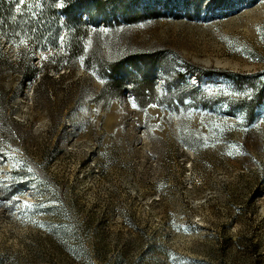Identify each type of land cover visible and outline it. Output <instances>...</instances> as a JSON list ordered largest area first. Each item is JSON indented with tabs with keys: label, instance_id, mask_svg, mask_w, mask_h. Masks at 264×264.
I'll use <instances>...</instances> for the list:
<instances>
[{
	"label": "rangeland",
	"instance_id": "rangeland-1",
	"mask_svg": "<svg viewBox=\"0 0 264 264\" xmlns=\"http://www.w3.org/2000/svg\"><path fill=\"white\" fill-rule=\"evenodd\" d=\"M57 5L0 29V264H264V0Z\"/></svg>",
	"mask_w": 264,
	"mask_h": 264
},
{
	"label": "trees",
	"instance_id": "trees-1",
	"mask_svg": "<svg viewBox=\"0 0 264 264\" xmlns=\"http://www.w3.org/2000/svg\"><path fill=\"white\" fill-rule=\"evenodd\" d=\"M17 3H18V0H12L10 3H8L7 0H0V29L1 30L4 28L3 26L5 24L9 25V22H11L10 24H12V26L13 25L20 26V23L24 22V23H27V26L30 25L31 31L34 29L38 31L39 33H42L43 27H45L46 29L47 27H49V23L47 25H44L46 18L49 17V19L53 21L52 23L55 26V30L59 29V31H61L62 24L61 22L56 20L59 18V16L62 15L61 13L57 12L58 10L57 0H51L50 4H47L48 5L47 14L40 13L39 16L37 17L26 15L25 12L23 14H20V10L22 11V9L24 8H18L16 6ZM64 15H65V18H71L72 16L67 10L64 11ZM61 18L63 17L61 16L60 19ZM66 31H68L67 28H66ZM84 34L85 36H87L88 35L87 31H85ZM81 52L82 50L80 46L75 48V53H77V55ZM114 70L116 71L115 67L113 71ZM143 78L144 79L140 81V83L139 82L134 83L135 85H137L134 91L137 94V97L143 96L144 91H150L153 93L155 89L154 78H152L150 74H146ZM115 84L121 88H125V84L122 80L115 79ZM149 103L150 102H146L144 104H141V106H146Z\"/></svg>",
	"mask_w": 264,
	"mask_h": 264
}]
</instances>
